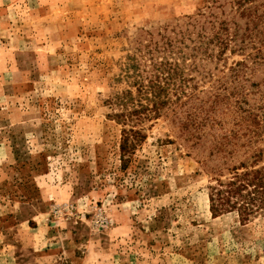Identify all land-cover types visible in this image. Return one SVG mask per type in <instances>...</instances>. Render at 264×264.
I'll return each instance as SVG.
<instances>
[{"label": "rangeland", "instance_id": "374dc122", "mask_svg": "<svg viewBox=\"0 0 264 264\" xmlns=\"http://www.w3.org/2000/svg\"><path fill=\"white\" fill-rule=\"evenodd\" d=\"M206 4L0 0V264H264V213L208 208L212 168L255 154L264 165V58L235 96L229 81L223 91L255 115L215 127L239 139L211 151L168 110L120 160L112 100L128 86L126 54L145 29ZM225 55V72L243 58Z\"/></svg>", "mask_w": 264, "mask_h": 264}, {"label": "trees", "instance_id": "16d2710c", "mask_svg": "<svg viewBox=\"0 0 264 264\" xmlns=\"http://www.w3.org/2000/svg\"><path fill=\"white\" fill-rule=\"evenodd\" d=\"M208 2L205 10L182 15L174 24L145 29L126 54L122 68L128 86L112 100L117 105L113 117L122 127V163L127 161L126 153L145 138V124L168 110L192 136L200 139L208 135L211 151L242 136L234 130L221 134L215 131V127L223 128L225 116L238 118L243 111L255 120L251 110L242 107L245 99L237 94L230 97L223 91L229 81L234 84L231 96H235L239 81L247 79V70H254L259 59L264 58V3L227 0V14L223 9L225 2L205 0ZM226 15L228 18L221 17ZM227 50L238 52L243 58L233 60L225 72ZM207 82L209 86L203 90L201 86ZM233 152H227L228 156ZM258 156L229 166L223 161L212 168L216 170L208 185V208L212 214L234 212L244 222L257 212L264 213V165H258Z\"/></svg>", "mask_w": 264, "mask_h": 264}]
</instances>
